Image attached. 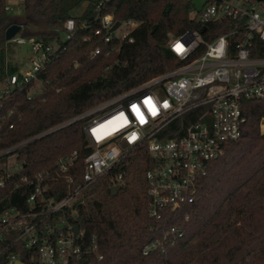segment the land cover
<instances>
[{
  "label": "trees",
  "instance_id": "16d2710c",
  "mask_svg": "<svg viewBox=\"0 0 264 264\" xmlns=\"http://www.w3.org/2000/svg\"><path fill=\"white\" fill-rule=\"evenodd\" d=\"M80 3L24 0L21 14L13 16L5 9L6 0H0V80L17 71L8 59L15 44L4 37L14 22L23 26L20 34L24 37L59 42L57 54L37 73L40 92L27 98L37 85L32 80L3 101L0 150L178 66L181 61L169 50L168 42L201 27L192 16V0H111L101 14H112L117 21L131 19L137 25L130 33L133 41L123 40L106 55L117 42L105 43L101 36H94L100 25L93 6L79 15ZM72 17L88 26L78 27L70 39L62 40V22ZM229 28L227 22L215 34ZM96 46L102 52L92 56ZM259 53L264 54V47ZM241 106L246 117L241 136L208 163L206 174L197 181L193 202L179 208L168 223L179 226L181 237L171 235L163 249L143 253L148 242L162 237L165 219L147 213L149 197L142 175L150 157L145 149H138L84 189L74 202L75 211L68 212V219L84 234L76 264H264V134L259 129L264 97L244 100ZM84 122L73 121L14 151L22 168L0 187V212L25 205L32 184L21 181L24 174L31 179L47 170L52 176L48 195L57 198L81 181L82 159L90 150ZM74 150L80 160L70 172L73 181L67 182L56 172L55 161ZM6 252H19L24 264H35L23 249L11 247Z\"/></svg>",
  "mask_w": 264,
  "mask_h": 264
},
{
  "label": "built area",
  "instance_id": "2783aa9c",
  "mask_svg": "<svg viewBox=\"0 0 264 264\" xmlns=\"http://www.w3.org/2000/svg\"><path fill=\"white\" fill-rule=\"evenodd\" d=\"M80 1L79 15L93 6L100 25L94 36H101L105 43L117 42L106 55L123 40L133 41L130 33L137 25L134 20L120 21L112 29L117 20L112 14H101L111 0ZM5 9L9 11L10 7L6 4ZM192 16L200 23V29L186 30L168 42L169 50L181 64L0 150V157L14 154L17 148L46 133L85 120L83 129L90 150L82 159L81 181L57 198L48 195L52 176L47 170L39 171L31 179L25 174L21 176V181L31 182L32 188L22 208L11 206L0 212V244L4 246L0 248V264H24L19 252H6L11 247L23 249L35 264H76L84 234L79 229L74 235L75 224L68 219V212L75 211L74 202L84 189L138 149H145L150 157L144 172L149 197L147 213L157 220L165 219L162 237L148 242L143 253L163 249L171 235L182 236L179 226L169 225V221L179 208L193 202L197 181L206 174L208 163L241 136L246 122L242 102L264 97V54L259 53L264 47V0H204L200 9L194 7ZM227 22L231 28L216 35V30ZM123 24L129 31L114 35ZM87 26L86 22L78 24L75 18H68L62 22L61 39L68 40L78 27ZM20 32L10 41L28 44L32 68L24 73H7L0 80V110L5 99L32 80L37 85L27 92V98L40 92L37 73L45 69L46 62L59 49L57 40L24 37ZM101 52L100 46H96L91 55ZM2 118L0 113V121ZM79 160L76 150L60 155L55 161L56 172L72 182L70 172ZM18 164L20 172L22 165ZM10 176L0 169V187ZM121 178L119 174L118 179Z\"/></svg>",
  "mask_w": 264,
  "mask_h": 264
},
{
  "label": "rangeland",
  "instance_id": "374dc122",
  "mask_svg": "<svg viewBox=\"0 0 264 264\" xmlns=\"http://www.w3.org/2000/svg\"><path fill=\"white\" fill-rule=\"evenodd\" d=\"M204 0H192L194 7L200 9ZM6 4L10 7V14L13 16H18L21 14V3L19 0H6ZM129 31V27L122 25L120 28L115 30L114 35H121ZM56 48V46H55ZM11 63L17 67L19 73H24L26 70L32 68L33 56H31V51L28 44H15L13 52L8 57ZM262 125H264V118L260 124V134H264L262 130ZM0 169L7 172L8 175H13L19 172V164L14 154L3 155L0 157ZM143 180H144V175Z\"/></svg>",
  "mask_w": 264,
  "mask_h": 264
},
{
  "label": "water",
  "instance_id": "95a60500",
  "mask_svg": "<svg viewBox=\"0 0 264 264\" xmlns=\"http://www.w3.org/2000/svg\"><path fill=\"white\" fill-rule=\"evenodd\" d=\"M120 24V21H116L113 25L112 29L118 27ZM21 31V25L14 22L12 25H10L4 33V37L7 41H10L17 33ZM204 31V28L202 29ZM117 191L115 189L112 190V193L115 194ZM74 235H76L79 231L78 225L73 226ZM15 264H23L21 261H17Z\"/></svg>",
  "mask_w": 264,
  "mask_h": 264
},
{
  "label": "bare ground",
  "instance_id": "6f19581e",
  "mask_svg": "<svg viewBox=\"0 0 264 264\" xmlns=\"http://www.w3.org/2000/svg\"><path fill=\"white\" fill-rule=\"evenodd\" d=\"M262 130H264V125H262Z\"/></svg>",
  "mask_w": 264,
  "mask_h": 264
}]
</instances>
